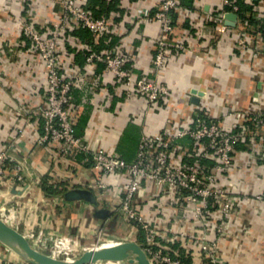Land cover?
Listing matches in <instances>:
<instances>
[{"label":"crops","instance_id":"1","mask_svg":"<svg viewBox=\"0 0 264 264\" xmlns=\"http://www.w3.org/2000/svg\"><path fill=\"white\" fill-rule=\"evenodd\" d=\"M241 1L246 16L264 17V0ZM159 2L78 0L87 11L104 16L110 26L107 33L99 34L70 23L59 43L64 75L81 72L71 89L70 110L75 130L91 149L102 148L130 160L141 134L172 136L197 115L218 118L220 126L228 131L246 123L232 114L235 110L261 111L264 115V37L260 32L250 33L249 47L240 51L234 45L233 28L222 33L212 30L225 23L220 14L229 12L221 0H179L181 8L172 13L173 30L164 38L180 40L185 47L174 50L161 67L157 80L169 92L153 104L145 118L143 95L125 97L122 82L101 63L85 64L87 52L114 46L131 57L136 76L154 78L150 60L162 35L158 21L147 15ZM59 11V0H0V149L9 157L6 178L17 162L25 177L22 184L26 185L25 191L17 185L2 187L1 193L11 195L15 202L21 230L32 224L47 234L78 241H135L137 226L124 220L119 210L123 174L106 176L107 186L99 188L95 170L82 162L79 152L63 158L57 142L35 144L41 128L38 108L45 105L46 70L38 51L21 32V20L32 22L46 35L53 29ZM189 150H197L191 138L175 139L171 160L178 162ZM201 162L212 165L214 161L209 157ZM45 178L54 188L52 194L43 189ZM218 185L230 192L238 211L226 217L221 264H264V119L257 136H248L234 146L231 163L220 174ZM76 188L90 191L96 206L85 199H66L64 194ZM133 202L155 227L199 230L198 224L187 217L188 206L182 199L156 195L148 182L141 184ZM53 244L65 251L72 248L63 239ZM181 246L190 254L184 257L187 262L203 264L194 247L189 243ZM5 254L0 246V256Z\"/></svg>","mask_w":264,"mask_h":264},{"label":"built area","instance_id":"2","mask_svg":"<svg viewBox=\"0 0 264 264\" xmlns=\"http://www.w3.org/2000/svg\"><path fill=\"white\" fill-rule=\"evenodd\" d=\"M221 1L223 6L231 7L229 12L237 14V20L233 27L221 22L212 30L222 33L228 28H233L234 45L238 50L244 51L249 47L247 37L251 33L246 28V20L239 16V5L233 3V0ZM59 3L60 11L55 25L46 35H42L32 22L21 20V32L29 38L38 51L46 70L45 105L38 108L41 128L35 138V144L57 142L59 155L63 158H67L72 152H79L82 155V162L95 170L96 184L99 188L107 186L106 176L120 173L125 176L119 210L124 220L137 226L138 235L135 241L152 264H190L184 258L190 254L181 243H189L194 247L202 257L203 264H221L220 243L226 217L238 211L231 202L230 192L218 185V178L231 163L234 146L248 136L259 134L264 119L263 112L235 110L232 114L246 123H241L234 131L223 129L218 118L197 115L191 124L185 125L172 136L141 134L136 153L131 160H125L116 153H108L102 148L91 149L76 133L70 110L71 89L81 72L71 77L64 75L59 43L70 23L99 34L107 33L110 26L104 16H95L84 9L78 0H59ZM179 8H181L179 0H160L158 7L147 15L158 21L162 35L155 42V50L150 60L154 78L136 76L131 57L115 49L114 46L100 51H89L84 59L85 64L101 63L121 81L125 88V97H129L132 93L143 95L145 99L143 118L153 104L169 92V88L157 80L165 60L172 56L174 50H182L185 47L180 40L171 41L164 38L173 30L172 11ZM224 15L220 14L221 17ZM253 53H257V50L255 49ZM185 136L196 143V154L193 150H189L184 158L173 162L170 155L171 145L175 139ZM209 157L213 158L212 165L201 162L202 159ZM8 160L6 150L0 149V219L20 231L30 243L42 242V250H39L41 252L46 250L45 245L48 242L55 239L72 241L68 237L53 235L48 237L47 233L32 224L26 230L19 229L16 204L12 201L11 195L1 193V188L22 185L20 188L25 191L26 185L22 184L25 182V177L21 164L14 162L11 168L12 175L6 178ZM143 182L152 184L156 195L170 194L174 198L182 199L188 206L187 217L198 224L199 230L177 231L171 226L160 229L147 222L141 207L133 202ZM257 198L260 199L261 196L258 195ZM140 234L142 239L139 238ZM0 245L6 253L0 256V264H30L2 243ZM103 261L105 260L87 264H100ZM122 262L135 264L127 260Z\"/></svg>","mask_w":264,"mask_h":264},{"label":"water","instance_id":"3","mask_svg":"<svg viewBox=\"0 0 264 264\" xmlns=\"http://www.w3.org/2000/svg\"><path fill=\"white\" fill-rule=\"evenodd\" d=\"M225 24L235 26L237 14L228 12L224 15ZM193 100V99H192ZM66 199H85L93 206L96 201L93 194L85 189L76 188L64 194ZM0 243L30 264H87L101 260L125 261L135 264H152L141 246L133 240L119 241L110 246H92L83 249L71 260L52 257L33 248L24 235L0 219Z\"/></svg>","mask_w":264,"mask_h":264},{"label":"rangeland","instance_id":"4","mask_svg":"<svg viewBox=\"0 0 264 264\" xmlns=\"http://www.w3.org/2000/svg\"><path fill=\"white\" fill-rule=\"evenodd\" d=\"M20 229V227H19ZM48 237L50 236H56V237H65V236H59V235H54V234H47ZM96 240H93V239H86V238H83L81 240H72L70 241L71 243V250H62L60 249L58 246H56L55 244H53V241H56L57 239L53 240V241H50L48 242L45 246L49 247V248H56L58 249L56 252L57 254L59 253L61 255V257H63V259H66L67 257H71L72 259L77 256L84 248H89V247H92V246H95L97 245L96 243H100L101 246H103L104 244H101L102 242L104 241H111L113 239H107V238H95ZM114 241H117V240H114ZM123 241H127V240H123ZM29 242V241H28ZM32 242V241H31ZM29 244L37 249V250H42V246H43V243L40 242V243H30ZM1 246V245H0ZM43 253H47V251L45 250ZM100 264H104V262H100ZM107 264H115L113 262H108ZM120 264H125V262H122Z\"/></svg>","mask_w":264,"mask_h":264},{"label":"trees","instance_id":"5","mask_svg":"<svg viewBox=\"0 0 264 264\" xmlns=\"http://www.w3.org/2000/svg\"><path fill=\"white\" fill-rule=\"evenodd\" d=\"M233 3H236L239 5L238 14L242 19L246 20V28L253 34L260 32L261 36L264 37V17L261 19H257V18H254L253 15L246 16V14L244 13L246 11L245 7H244V3L241 0H233ZM224 7H225V10L231 9V7L228 5H226ZM173 12L174 11H172V13ZM172 17H173V14H172ZM76 133H77V131H76ZM125 160H127V159H125ZM42 186H43V189L45 190L46 193L52 194L54 192V188L50 184L47 183L46 178L43 180ZM139 238L142 239L141 234H140Z\"/></svg>","mask_w":264,"mask_h":264},{"label":"bare ground","instance_id":"6","mask_svg":"<svg viewBox=\"0 0 264 264\" xmlns=\"http://www.w3.org/2000/svg\"><path fill=\"white\" fill-rule=\"evenodd\" d=\"M103 243H105L103 246H110V245H113V244H115L116 243V241H114V240H111V241H104ZM97 244V246H101L100 245V243H96ZM47 248H49V247H47ZM50 250H47L48 252L46 253V254H48V255H50V256H52V257H55V258H59V259H63V257H61V255L58 253L57 254V250L58 249H56V248H49ZM72 257V256H71ZM71 257H67L66 259H63V260H71L72 258ZM104 262V264H107L108 262H113V263H115V264H120V263H122V261H109V260H105V261H103Z\"/></svg>","mask_w":264,"mask_h":264}]
</instances>
